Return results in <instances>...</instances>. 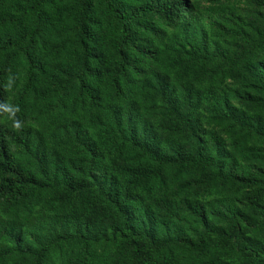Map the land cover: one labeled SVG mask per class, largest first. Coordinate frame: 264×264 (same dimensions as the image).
Masks as SVG:
<instances>
[{
  "label": "trees",
  "instance_id": "obj_1",
  "mask_svg": "<svg viewBox=\"0 0 264 264\" xmlns=\"http://www.w3.org/2000/svg\"><path fill=\"white\" fill-rule=\"evenodd\" d=\"M246 1L0 0V264H264Z\"/></svg>",
  "mask_w": 264,
  "mask_h": 264
},
{
  "label": "rangeland",
  "instance_id": "obj_2",
  "mask_svg": "<svg viewBox=\"0 0 264 264\" xmlns=\"http://www.w3.org/2000/svg\"><path fill=\"white\" fill-rule=\"evenodd\" d=\"M201 6V10L205 18L212 13L217 12L219 16L225 18H233L238 15L242 18H253L255 9L253 6L248 4L246 0H197ZM206 202L217 201L218 196L216 194H201Z\"/></svg>",
  "mask_w": 264,
  "mask_h": 264
}]
</instances>
